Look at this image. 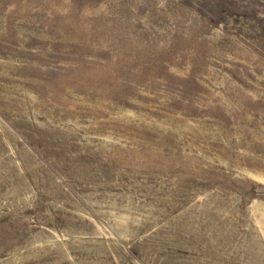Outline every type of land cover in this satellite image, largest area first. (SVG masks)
Segmentation results:
<instances>
[{
	"label": "rangeland",
	"instance_id": "1",
	"mask_svg": "<svg viewBox=\"0 0 264 264\" xmlns=\"http://www.w3.org/2000/svg\"><path fill=\"white\" fill-rule=\"evenodd\" d=\"M0 264H264V0H0Z\"/></svg>",
	"mask_w": 264,
	"mask_h": 264
}]
</instances>
